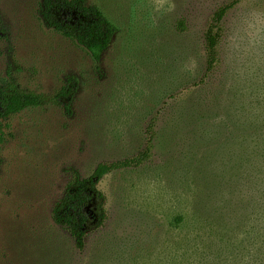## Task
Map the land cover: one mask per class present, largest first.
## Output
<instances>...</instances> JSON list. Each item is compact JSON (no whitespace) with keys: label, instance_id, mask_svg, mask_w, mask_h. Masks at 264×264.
<instances>
[{"label":"rangeland","instance_id":"obj_1","mask_svg":"<svg viewBox=\"0 0 264 264\" xmlns=\"http://www.w3.org/2000/svg\"><path fill=\"white\" fill-rule=\"evenodd\" d=\"M39 2L0 0V91L40 100L39 106L2 120L0 264H95L104 260L97 248L103 238L98 241L94 234L79 252L51 219L67 183L73 175L88 178L97 165L141 151L147 139L143 110L160 107L182 86L186 91L180 99L201 94L210 100L223 72L264 78V0H87L107 11L118 27L99 65L46 25ZM230 3L236 4L222 22L221 64L195 93L187 86L204 78V32L214 12ZM70 78L76 90L64 101L70 105L67 115L56 96ZM164 120L157 116L156 133ZM160 141L144 168L112 173L99 182L110 215L103 236H154L151 218L158 222L163 212L156 207L164 203L170 211L166 205L176 207L173 199L190 194L183 190L185 185L193 189V168L185 159L189 150L169 137ZM259 150L264 156V148ZM184 153L182 166L174 162L166 173L159 171L169 157L179 160ZM137 181L146 185H134ZM249 196L251 208L244 210L183 208L204 221L200 235L210 257L202 264H264V185L257 184Z\"/></svg>","mask_w":264,"mask_h":264},{"label":"trees","instance_id":"obj_2","mask_svg":"<svg viewBox=\"0 0 264 264\" xmlns=\"http://www.w3.org/2000/svg\"><path fill=\"white\" fill-rule=\"evenodd\" d=\"M235 4L217 9L204 32V78L187 86L197 90L195 93L206 87V79L221 64L222 22ZM39 13L49 28L81 47L96 65L100 64L118 31L107 11L88 5L87 0H40ZM178 29L184 31L182 21L178 22ZM223 73L212 89L210 100L201 98V94H195L188 100L180 99L186 91V86H182L178 95L168 96L160 107L143 110L148 114L143 130L147 139L141 151L97 165L88 178L73 175L63 195L54 204L51 219L54 225L69 234L77 251L83 252L86 241L95 234L98 241L103 238L97 246L100 255L95 250L104 257L102 262L95 264H202L209 260V252H206L200 235L204 221L183 208L187 204H201L248 209L251 208L250 193L257 184L264 185V156L259 150L264 148V78L237 74L228 77ZM75 90L76 80L70 78L56 96V100L63 103L67 115H70V105L64 101L69 102ZM170 101L174 103L169 104ZM39 104L38 97L0 91V149L4 142L2 120ZM170 106L177 109L173 107L176 110L170 112ZM157 116H166V120L159 123V133L155 132ZM173 125L182 128L173 132ZM167 137L173 139L171 143L178 142L184 150H189V156L185 158L187 154L184 153L179 160L169 157L159 171L166 173L173 166L171 163L182 166L184 158L188 159L194 173V177H190L193 189L185 185L183 190L190 194L183 192L185 199L181 195L176 201L173 199L176 207L166 205L170 211L164 210V203L156 207L155 211L163 208V212L161 210L158 215L161 217L158 222L151 218L157 228L154 236L149 233L143 240L103 236L110 215L105 207L106 197L97 188L99 182L112 173L135 172L144 168L151 162L160 139ZM170 148H167L168 154ZM158 184H161L160 180ZM134 185L145 186L146 183L137 181ZM134 200L137 197L134 196Z\"/></svg>","mask_w":264,"mask_h":264}]
</instances>
